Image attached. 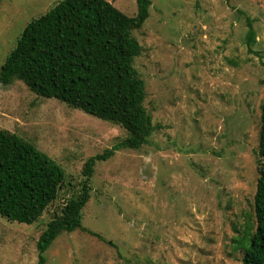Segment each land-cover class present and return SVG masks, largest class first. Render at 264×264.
<instances>
[{
	"label": "rangeland",
	"instance_id": "obj_1",
	"mask_svg": "<svg viewBox=\"0 0 264 264\" xmlns=\"http://www.w3.org/2000/svg\"><path fill=\"white\" fill-rule=\"evenodd\" d=\"M60 0L0 2V67L30 21ZM129 16L137 0H107ZM131 32L144 81L147 142L96 161L83 229L61 232L45 264H240L255 228L264 0H150ZM248 16L255 31L245 45ZM0 128L32 142L65 172L31 224L0 216V264H36L46 223L76 197L84 162L128 135L120 125L0 83Z\"/></svg>",
	"mask_w": 264,
	"mask_h": 264
},
{
	"label": "trees",
	"instance_id": "obj_2",
	"mask_svg": "<svg viewBox=\"0 0 264 264\" xmlns=\"http://www.w3.org/2000/svg\"><path fill=\"white\" fill-rule=\"evenodd\" d=\"M150 5V0H137V12L129 16L107 0H60L26 24L0 67V83L21 80L38 96L57 99L128 133L86 159L79 193L63 204L37 239L36 264H45L44 252L61 232L83 229L81 210L90 197L96 161L147 142L151 125L143 105L144 81L133 67L140 45L131 32L143 25ZM245 21V45L252 52L255 31L248 16ZM260 110L256 224L253 232L248 228L244 233L240 264H264V95ZM64 179L62 167L32 142L0 128V216L31 224L54 201Z\"/></svg>",
	"mask_w": 264,
	"mask_h": 264
}]
</instances>
